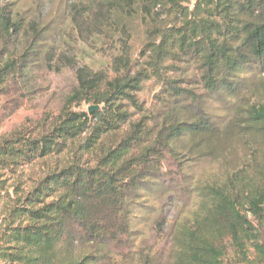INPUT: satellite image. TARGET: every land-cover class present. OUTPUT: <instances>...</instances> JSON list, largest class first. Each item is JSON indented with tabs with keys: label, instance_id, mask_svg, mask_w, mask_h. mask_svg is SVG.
Listing matches in <instances>:
<instances>
[{
	"label": "trees",
	"instance_id": "16d2710c",
	"mask_svg": "<svg viewBox=\"0 0 264 264\" xmlns=\"http://www.w3.org/2000/svg\"><path fill=\"white\" fill-rule=\"evenodd\" d=\"M9 1L0 0V95L41 54L42 40L11 51L22 30L37 26ZM186 2L111 0L113 27L122 35L135 22L143 25L137 61L128 59L123 73L105 81L78 74L69 105L86 102L97 111L66 105L48 129L0 139V264H156L149 256L130 259L129 214L141 193L164 179L163 162L176 160L184 141L185 155L223 162L240 139L264 145V106L252 103L264 95V0H195L192 8ZM151 81L160 107L144 111L137 95ZM204 95L237 101L244 122L236 116L219 129L202 106ZM130 110L142 117L132 122ZM61 157L30 189L21 188L23 167ZM233 173L199 188L207 215L162 264H229L225 242L240 264H264V169L248 180Z\"/></svg>",
	"mask_w": 264,
	"mask_h": 264
},
{
	"label": "rangeland",
	"instance_id": "374dc122",
	"mask_svg": "<svg viewBox=\"0 0 264 264\" xmlns=\"http://www.w3.org/2000/svg\"><path fill=\"white\" fill-rule=\"evenodd\" d=\"M9 2L14 4L18 17L37 26L34 30H22L16 38V48L11 51L19 54L27 42L30 45L42 40V43L39 61L30 66L28 75L17 78V83L10 84L0 95V139L16 133H40L48 129L62 108L70 104V98L80 85L78 74L86 80L105 81L123 73L128 59L137 61L144 42L143 25L135 22L127 35L129 37L122 35L113 27L111 0ZM194 3L195 0H187L186 6L192 8ZM4 56L0 51V64ZM158 92L159 87L152 81L143 85L137 99L144 111L159 109L155 98ZM204 96L202 106L219 129L232 123L236 116L241 124L244 122L240 119L242 111L237 101L222 96ZM252 103L264 106V95H259ZM69 106L74 112L88 113L93 105L75 101ZM129 112L132 122L142 117L134 110ZM239 141L234 155L226 153V162L200 158L193 153L185 155L182 151L185 141L178 148L180 155L176 160L163 162L162 170L166 174L159 186L142 192L140 199L130 208V259L137 262L139 255L149 256L152 263L162 264L173 258L179 250V239L194 231L207 215L209 201L199 188L224 181L233 172L245 180L253 179L260 169H264V145L254 138ZM65 158H51L23 167L17 178L21 188L30 189L35 180ZM9 184H17L16 179ZM9 193L14 197L12 189ZM6 201L1 202V208ZM223 249L227 263L240 264L239 255L231 243L225 242ZM245 252L253 258L248 245Z\"/></svg>",
	"mask_w": 264,
	"mask_h": 264
},
{
	"label": "water",
	"instance_id": "95a60500",
	"mask_svg": "<svg viewBox=\"0 0 264 264\" xmlns=\"http://www.w3.org/2000/svg\"><path fill=\"white\" fill-rule=\"evenodd\" d=\"M97 107H92V108H90L89 110H88V114H91L92 112H94V111H97Z\"/></svg>",
	"mask_w": 264,
	"mask_h": 264
}]
</instances>
